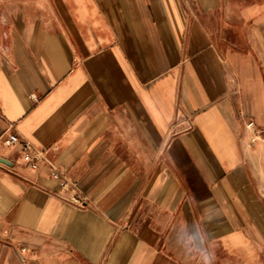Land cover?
Wrapping results in <instances>:
<instances>
[{"label": "crops", "instance_id": "0c3cea01", "mask_svg": "<svg viewBox=\"0 0 264 264\" xmlns=\"http://www.w3.org/2000/svg\"><path fill=\"white\" fill-rule=\"evenodd\" d=\"M249 121L264 0H0V264H264Z\"/></svg>", "mask_w": 264, "mask_h": 264}, {"label": "built area", "instance_id": "2783aa9c", "mask_svg": "<svg viewBox=\"0 0 264 264\" xmlns=\"http://www.w3.org/2000/svg\"><path fill=\"white\" fill-rule=\"evenodd\" d=\"M246 128L249 131L250 142L264 141V128L257 127L253 121H249ZM14 145L21 146L23 159L28 161L33 168H36L41 161H48L44 150L34 148L28 141L21 140L16 134L8 133L0 137V150L3 146L12 147ZM52 175L57 179L62 178L61 173L57 169H53ZM63 185L66 186L67 183H63Z\"/></svg>", "mask_w": 264, "mask_h": 264}, {"label": "clouds", "instance_id": "9594fccd", "mask_svg": "<svg viewBox=\"0 0 264 264\" xmlns=\"http://www.w3.org/2000/svg\"><path fill=\"white\" fill-rule=\"evenodd\" d=\"M187 235V243L192 246V251L198 253L200 264H213L214 252L212 250V244L209 243L206 246V239L211 241V235L209 234L207 238H205V236H202L195 228L190 230Z\"/></svg>", "mask_w": 264, "mask_h": 264}, {"label": "water", "instance_id": "95a60500", "mask_svg": "<svg viewBox=\"0 0 264 264\" xmlns=\"http://www.w3.org/2000/svg\"><path fill=\"white\" fill-rule=\"evenodd\" d=\"M3 162V163H6V164H12V162L5 156H1L0 155V163Z\"/></svg>", "mask_w": 264, "mask_h": 264}]
</instances>
